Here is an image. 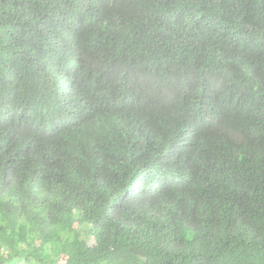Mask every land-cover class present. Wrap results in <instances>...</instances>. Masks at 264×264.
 <instances>
[{
	"label": "trees",
	"instance_id": "trees-1",
	"mask_svg": "<svg viewBox=\"0 0 264 264\" xmlns=\"http://www.w3.org/2000/svg\"><path fill=\"white\" fill-rule=\"evenodd\" d=\"M0 264H264V0H0Z\"/></svg>",
	"mask_w": 264,
	"mask_h": 264
},
{
	"label": "rangeland",
	"instance_id": "rangeland-1",
	"mask_svg": "<svg viewBox=\"0 0 264 264\" xmlns=\"http://www.w3.org/2000/svg\"><path fill=\"white\" fill-rule=\"evenodd\" d=\"M77 230L81 233L83 237H89L88 227L78 226ZM89 242L92 243V238L89 240Z\"/></svg>",
	"mask_w": 264,
	"mask_h": 264
}]
</instances>
